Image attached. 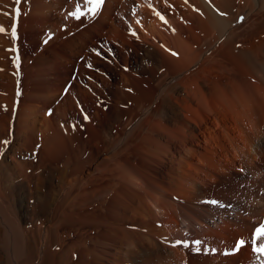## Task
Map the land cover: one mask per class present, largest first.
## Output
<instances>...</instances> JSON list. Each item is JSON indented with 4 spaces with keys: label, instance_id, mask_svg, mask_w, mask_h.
Instances as JSON below:
<instances>
[{
    "label": "bare ground",
    "instance_id": "obj_1",
    "mask_svg": "<svg viewBox=\"0 0 264 264\" xmlns=\"http://www.w3.org/2000/svg\"><path fill=\"white\" fill-rule=\"evenodd\" d=\"M54 6L0 0V60ZM103 6L125 66L111 123L57 126L37 90L0 123V264H264V0Z\"/></svg>",
    "mask_w": 264,
    "mask_h": 264
},
{
    "label": "rangeland",
    "instance_id": "obj_2",
    "mask_svg": "<svg viewBox=\"0 0 264 264\" xmlns=\"http://www.w3.org/2000/svg\"><path fill=\"white\" fill-rule=\"evenodd\" d=\"M50 2L55 8L43 20V26L38 28L34 20L25 18L18 25V53L0 60V69H6V74L10 76L0 78V123L4 118L11 117L12 103H25L38 91L43 99L41 97L37 102L45 104L47 118L53 119L57 126L61 123L67 128L77 123L84 129L83 136L87 138V118L92 120L91 126L95 127L90 128L92 131L103 130L111 123V117L108 118L107 114L110 115L117 97L121 96L124 57L119 45L110 40L108 33L113 23L119 21L114 14L111 21L104 17L105 0L95 12L92 9L97 6L88 0ZM141 52L145 53L144 50ZM40 61L43 69L36 73L42 74L41 81L34 74ZM131 61L134 65L136 58ZM16 62L19 63L16 65ZM176 80L177 76H172L167 84H174ZM58 110L61 115L57 113ZM145 111L126 131L128 133L122 134L115 144L116 149H121L136 124L144 120L148 114V110ZM7 134L10 136V133Z\"/></svg>",
    "mask_w": 264,
    "mask_h": 264
},
{
    "label": "snow or ice",
    "instance_id": "obj_3",
    "mask_svg": "<svg viewBox=\"0 0 264 264\" xmlns=\"http://www.w3.org/2000/svg\"><path fill=\"white\" fill-rule=\"evenodd\" d=\"M88 2L97 6L96 8L92 9V11L95 12L98 9L99 5L103 4L104 0H88ZM2 30L3 29L0 28V31H2ZM257 236L258 237H264V228L257 230ZM239 243L241 246H243L244 241H240ZM254 250L259 252L260 254H264V246L259 247V248L254 249Z\"/></svg>",
    "mask_w": 264,
    "mask_h": 264
}]
</instances>
